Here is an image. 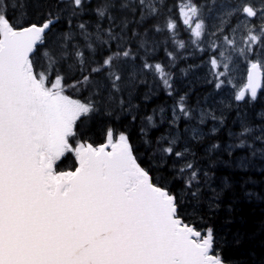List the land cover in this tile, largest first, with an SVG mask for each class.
Returning <instances> with one entry per match:
<instances>
[{"label":"snow or ice","instance_id":"1","mask_svg":"<svg viewBox=\"0 0 264 264\" xmlns=\"http://www.w3.org/2000/svg\"><path fill=\"white\" fill-rule=\"evenodd\" d=\"M196 67L215 95L193 106L176 80ZM262 93L264 0H0V264H231L211 174L264 161Z\"/></svg>","mask_w":264,"mask_h":264},{"label":"trees","instance_id":"2","mask_svg":"<svg viewBox=\"0 0 264 264\" xmlns=\"http://www.w3.org/2000/svg\"><path fill=\"white\" fill-rule=\"evenodd\" d=\"M199 60L196 57L190 58L186 63H182V68H187L189 63L199 64ZM179 73H177L178 78ZM176 87L180 93H183L186 88H181L180 83L176 80ZM209 87L198 86L189 93L190 105H195L198 99L206 97ZM69 94L73 93L69 90ZM142 103L144 107L142 111L151 114L153 109L167 108L172 104V98L164 95L163 92H158L151 100L137 101ZM232 111H235L233 109ZM235 117L229 114V120L225 128H222L216 135V143H223L227 140L228 129L235 130L236 125L234 124ZM129 121L124 120L115 121L114 127L119 131H127L131 137L132 142L137 147H140L139 132L138 128L140 122H136L135 128L129 127ZM102 123L96 121L89 125V135L86 138H90L93 143H100L103 140L102 135ZM162 130L163 126H161ZM159 135V132L156 133ZM239 153V151H237ZM236 152V153H237ZM235 153V156L237 155ZM143 154L142 152L140 153ZM242 155V153H241ZM203 159V157H198ZM231 159V158H230ZM221 162L214 163L212 176V182L214 185L223 186L225 183L232 186L233 191L227 193V200L230 203L224 205L225 208H230L235 205V211L228 218L229 223L227 224L228 229L232 233H240L243 242L234 246L230 249L226 256L231 259V264H260V261L264 260V202L261 201L260 196L264 195V172L257 173L254 169L258 160L254 163L253 167L248 170L232 169L227 166H222L220 163H229L228 157H221ZM247 193H253L254 198L249 200L246 198ZM218 223H224V218L221 216Z\"/></svg>","mask_w":264,"mask_h":264},{"label":"rangeland","instance_id":"3","mask_svg":"<svg viewBox=\"0 0 264 264\" xmlns=\"http://www.w3.org/2000/svg\"><path fill=\"white\" fill-rule=\"evenodd\" d=\"M205 75H206V72H205L204 69H202L200 67H196L194 70L189 72L187 77H184V76L180 75V73H179L177 81L180 83L181 88H186L187 87L186 90H188V89L189 90H193L197 86H204V87L211 86V85L205 84L203 82L204 78H205ZM244 82H246V79L244 78L243 73H241V74H239L236 77V81H235L236 87L237 88L242 87ZM231 91L232 90L229 89V90H226L223 94L216 95V101L219 102V101L223 100L225 103L235 104V102L230 99ZM209 93H213L215 95L212 86L209 88V92H207L206 97L209 95ZM256 107L258 109L261 108V107H264V93H262L261 102L258 103V106H256ZM212 126H213V123L209 122L208 125L205 126V132L206 133H210ZM236 154H237L236 156H240L241 155L240 152L239 153L237 152ZM229 160L231 161L230 158H229ZM220 164L222 166H227L229 168L235 169V167L230 166L229 163H220ZM254 169L257 170L256 167H254Z\"/></svg>","mask_w":264,"mask_h":264},{"label":"flooded vegetation","instance_id":"4","mask_svg":"<svg viewBox=\"0 0 264 264\" xmlns=\"http://www.w3.org/2000/svg\"><path fill=\"white\" fill-rule=\"evenodd\" d=\"M181 38L187 39V37L183 33H181ZM257 160H258V163L255 166L257 170L255 171L257 173H262L264 172V161H260L259 159Z\"/></svg>","mask_w":264,"mask_h":264}]
</instances>
